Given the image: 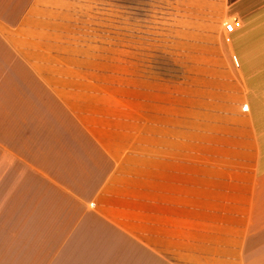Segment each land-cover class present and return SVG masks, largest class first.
Returning <instances> with one entry per match:
<instances>
[{"label":"crops","instance_id":"obj_1","mask_svg":"<svg viewBox=\"0 0 264 264\" xmlns=\"http://www.w3.org/2000/svg\"><path fill=\"white\" fill-rule=\"evenodd\" d=\"M61 12L0 0V264H264V0L225 5L237 72L202 127L77 72Z\"/></svg>","mask_w":264,"mask_h":264},{"label":"rangeland","instance_id":"obj_2","mask_svg":"<svg viewBox=\"0 0 264 264\" xmlns=\"http://www.w3.org/2000/svg\"><path fill=\"white\" fill-rule=\"evenodd\" d=\"M232 1L61 0L60 14L77 23L67 29L76 32L77 72H106L133 98L146 94L153 123L156 102L174 100L181 120L202 127L205 108L214 110L237 72L223 32Z\"/></svg>","mask_w":264,"mask_h":264},{"label":"built area","instance_id":"obj_3","mask_svg":"<svg viewBox=\"0 0 264 264\" xmlns=\"http://www.w3.org/2000/svg\"><path fill=\"white\" fill-rule=\"evenodd\" d=\"M241 28V23L236 18H230L224 23V32L226 34H231L236 30H239Z\"/></svg>","mask_w":264,"mask_h":264}]
</instances>
